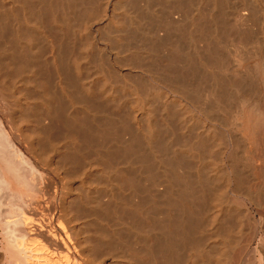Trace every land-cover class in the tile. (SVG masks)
Returning a JSON list of instances; mask_svg holds the SVG:
<instances>
[{
    "label": "bare ground",
    "instance_id": "bare-ground-1",
    "mask_svg": "<svg viewBox=\"0 0 264 264\" xmlns=\"http://www.w3.org/2000/svg\"><path fill=\"white\" fill-rule=\"evenodd\" d=\"M0 264H264V0H0Z\"/></svg>",
    "mask_w": 264,
    "mask_h": 264
}]
</instances>
